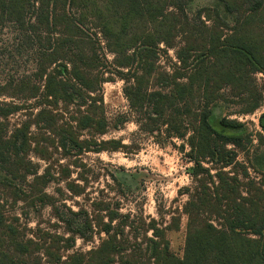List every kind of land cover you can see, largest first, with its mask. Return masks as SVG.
I'll return each instance as SVG.
<instances>
[{
	"label": "trees",
	"instance_id": "obj_1",
	"mask_svg": "<svg viewBox=\"0 0 264 264\" xmlns=\"http://www.w3.org/2000/svg\"><path fill=\"white\" fill-rule=\"evenodd\" d=\"M192 1L0 0V31L14 23L29 46L36 36L44 43L34 76L13 78L0 89V97L13 100L0 102V264H264L259 150L250 152V134L229 133L243 123L224 118L218 130L212 120L220 102L243 105L245 115L262 106L254 77L264 75V0H217L233 24L218 8L190 15ZM116 79L124 82L141 131L184 141L179 151L193 166L187 172L192 184L179 191L187 197L181 212L170 208L160 219H147L100 199L91 203V214L47 191L61 180L73 198L85 195L81 156L125 147L101 139L111 125L103 86ZM18 114L22 121L11 127ZM259 125L264 131V113ZM263 145L259 134L255 148ZM32 156L44 162L42 172ZM64 159H72L74 169ZM46 206L62 232L21 223ZM183 217L179 258L167 235L180 229ZM95 236L96 247L66 254L77 238Z\"/></svg>",
	"mask_w": 264,
	"mask_h": 264
},
{
	"label": "rangeland",
	"instance_id": "obj_2",
	"mask_svg": "<svg viewBox=\"0 0 264 264\" xmlns=\"http://www.w3.org/2000/svg\"><path fill=\"white\" fill-rule=\"evenodd\" d=\"M205 7L218 8L223 19L229 24H233V16L224 12L223 5L217 0H193L187 8L190 15ZM40 35V34H38ZM32 37V36H30ZM37 37V36H36ZM36 37H32L36 42L34 46H29L27 38L17 24L6 23L0 31V89L13 78H20L22 75H31L37 71L38 51L44 46ZM39 37V36H38ZM40 38V37H39ZM171 62H176L173 50L169 52ZM112 60V56L108 58ZM162 65H167L165 59H161ZM257 85L264 93V75H255ZM42 85L43 83L40 82ZM124 82L116 79L114 82L105 83L103 86V98L106 115L110 121V129L101 139L104 141H118L123 146L118 151L102 153H86L81 156L82 162L87 166L78 169L88 180L85 186L86 194L75 197L66 189L65 183L61 180L52 181L47 186V191L57 198V202L71 207L78 211L82 206L91 213L90 205L93 201L106 199L115 204L119 203L121 213H130L133 216L143 214L147 219H160L162 213L173 208L174 212L182 211V206L187 200L185 195L181 196L179 191L192 184L188 169L193 166L188 161L184 153L179 151V147L184 141L176 138H167L162 135L150 134L139 129V117L132 111L124 95ZM13 101L9 97H0V102ZM18 101V100H16ZM20 103V102H16ZM244 106L220 102L213 108V125L218 130H223L220 122L224 118L237 120L244 124L240 132L230 131L231 134H250L253 146L250 152L259 150L260 165L258 170L264 173V145H258L259 134L264 136V131L259 125V118L264 113V100L262 106L253 114H241ZM21 115V114H20ZM124 117L125 123H119L118 118ZM22 116L10 118L11 127L19 124ZM120 124V125H118ZM165 129L163 128V131ZM228 131V130H225ZM187 150L189 148L187 147ZM240 159L243 152L239 150ZM58 154L55 158H58ZM33 161L40 165V172L45 167L44 162L33 157ZM70 160V162H69ZM64 159L63 164L71 166L72 159ZM74 171V170H73ZM76 173L72 179H76ZM80 182V181H77ZM82 184V182H80ZM121 186V187H120ZM123 192H120V190ZM123 193V194H122ZM19 212V211H18ZM52 208L46 206L39 213H31L29 217H22L21 223L28 224V228L36 230L37 222L41 227L50 230L51 233L62 232V225L55 220ZM92 214V213H91ZM82 218L79 217L80 221ZM169 216H166V221ZM58 225V226H56ZM187 228V218L183 217L178 231L169 232L167 237L170 241L171 251L179 258L184 254L185 237ZM104 237V235H101ZM100 243L99 237L95 236L91 242H84L77 238L72 251L87 252ZM65 254V255H66Z\"/></svg>",
	"mask_w": 264,
	"mask_h": 264
}]
</instances>
